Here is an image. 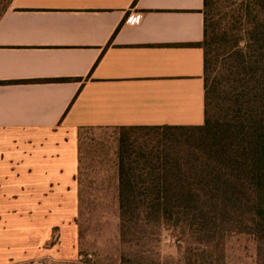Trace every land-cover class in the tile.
<instances>
[{
	"label": "crops",
	"instance_id": "crops-1",
	"mask_svg": "<svg viewBox=\"0 0 264 264\" xmlns=\"http://www.w3.org/2000/svg\"><path fill=\"white\" fill-rule=\"evenodd\" d=\"M202 10L11 0L0 18V264L60 256L47 245L79 201L80 130L204 123Z\"/></svg>",
	"mask_w": 264,
	"mask_h": 264
},
{
	"label": "trees",
	"instance_id": "trees-1",
	"mask_svg": "<svg viewBox=\"0 0 264 264\" xmlns=\"http://www.w3.org/2000/svg\"><path fill=\"white\" fill-rule=\"evenodd\" d=\"M213 2L203 0L198 44L204 123L122 128L156 135L119 142L121 264H153L140 245L164 228L181 252L177 264H207L215 254L220 264L233 232L256 240L264 264V0L243 2L226 21L215 18ZM10 3L0 0V18ZM217 52L222 67L215 75Z\"/></svg>",
	"mask_w": 264,
	"mask_h": 264
},
{
	"label": "rangeland",
	"instance_id": "rangeland-1",
	"mask_svg": "<svg viewBox=\"0 0 264 264\" xmlns=\"http://www.w3.org/2000/svg\"><path fill=\"white\" fill-rule=\"evenodd\" d=\"M247 0H214L216 19L226 21L225 13L237 14ZM215 75L221 70V53L217 52ZM152 130L83 129L79 132L81 170L79 201L66 202V220L53 233L47 247L58 249L59 257L45 256L23 264H121L119 205L115 162L120 139L134 143L150 140ZM62 237V239H61ZM140 249L151 256L153 264H177L181 257L175 238L164 228L151 235ZM132 249L127 248L129 253ZM135 251V250H134ZM215 254L207 264H218ZM220 264H258L256 240L248 234L230 233L220 252ZM89 259V260H87Z\"/></svg>",
	"mask_w": 264,
	"mask_h": 264
},
{
	"label": "built area",
	"instance_id": "built-area-1",
	"mask_svg": "<svg viewBox=\"0 0 264 264\" xmlns=\"http://www.w3.org/2000/svg\"><path fill=\"white\" fill-rule=\"evenodd\" d=\"M141 15L139 13L131 14L127 18V22L132 23V24H137L140 22Z\"/></svg>",
	"mask_w": 264,
	"mask_h": 264
}]
</instances>
